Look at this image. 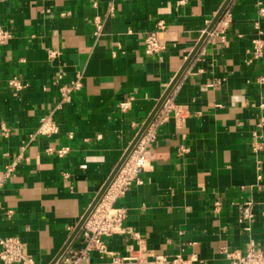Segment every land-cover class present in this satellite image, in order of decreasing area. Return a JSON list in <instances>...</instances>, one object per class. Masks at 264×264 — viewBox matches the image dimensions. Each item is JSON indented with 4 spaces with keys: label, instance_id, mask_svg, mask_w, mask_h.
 Wrapping results in <instances>:
<instances>
[{
    "label": "crops",
    "instance_id": "crops-1",
    "mask_svg": "<svg viewBox=\"0 0 264 264\" xmlns=\"http://www.w3.org/2000/svg\"><path fill=\"white\" fill-rule=\"evenodd\" d=\"M228 1L0 0L9 35L0 44V238L19 237L35 264H58L80 245L76 230L186 68L166 98L185 119L172 114L158 129L144 184L118 200L124 233L104 238L108 252L230 264L250 242L264 251V51L253 44L264 41V0H231L227 32L207 36L188 63ZM159 21L164 49L148 56ZM78 80L65 102L60 89ZM49 116L59 134L38 135ZM249 201L255 220L242 224Z\"/></svg>",
    "mask_w": 264,
    "mask_h": 264
},
{
    "label": "built area",
    "instance_id": "built-area-1",
    "mask_svg": "<svg viewBox=\"0 0 264 264\" xmlns=\"http://www.w3.org/2000/svg\"><path fill=\"white\" fill-rule=\"evenodd\" d=\"M261 14L264 17V9L261 10ZM230 23L229 14L225 13L216 24L214 30L209 32L207 36L213 37L219 33L227 32ZM95 26L96 32L99 34L102 28L100 20H95ZM166 28V23L164 21H159L153 32L147 35L145 39V50L148 56L159 55L163 51L164 48L159 45L158 37ZM8 38L9 35L4 30L0 29V44H3ZM253 44L255 54L257 56L261 55L264 51V41L255 40ZM258 83L264 85V78L258 79ZM11 85L17 89L21 88L16 79L12 80ZM81 88L82 83L78 80L67 87L61 88L60 93L65 102H70L72 92H78L82 90ZM131 100H133V98L119 104L123 113L130 110ZM162 106L160 113L136 143L130 156L125 161V165L113 179L104 196L86 220L81 232V244L77 247H71V249L66 252L63 260L58 264H94L90 258L92 252H97L102 256L110 258L107 264H148L150 252L147 249L139 248L138 251H135L129 248L127 254L111 253L108 252L104 238L124 233L123 224L126 221V210L118 207L117 203L119 199L126 196V193L132 186H141L144 184L140 176L152 168L147 155L150 146L157 139L158 129L170 119L172 114H174L179 124L185 119L183 107H174L170 99H167ZM261 122L260 126L264 127V118ZM38 128L37 134L44 137L53 136L60 132V127L50 116L49 118H42ZM259 150H261V146H256L254 148L255 152ZM59 153L63 155L65 150ZM12 170L13 166L8 168L7 177ZM240 210V223H252L255 220L253 202L249 201L245 203L240 207ZM247 229L250 230L249 226ZM25 247L26 244L19 237L0 238L1 262L3 264H35V261L26 254ZM231 256L233 255H229V257ZM179 262H181L180 259L175 261L174 264H178ZM158 263L162 264V261L158 260ZM230 264H264V251L260 248L258 249L255 242H250L245 254L238 258L232 257Z\"/></svg>",
    "mask_w": 264,
    "mask_h": 264
},
{
    "label": "water",
    "instance_id": "water-1",
    "mask_svg": "<svg viewBox=\"0 0 264 264\" xmlns=\"http://www.w3.org/2000/svg\"><path fill=\"white\" fill-rule=\"evenodd\" d=\"M231 0H229L226 5H224V7L221 9V11L218 13V15L215 17L214 21L212 22L211 26L208 29V32L206 33V35L201 39V41L199 42V44L196 47L195 52L193 53V55L190 57L189 62L192 61V59L196 56V54L199 51L200 46L202 45V43L204 42V40L207 38V34L211 31L214 30L216 24L219 22V20L222 18L223 14L226 11V8L228 6V4L230 3ZM187 63V64H188ZM186 69V68H185ZM184 69V70H185ZM184 70L179 74L178 78L176 79V81L171 85L170 90L168 91V93L165 95V97L161 100V103L158 105L157 109L153 112V114L150 116V118L144 123V127L142 129V131L139 133V135L137 136L136 140L134 141V145L130 148V150L127 152L125 158L123 159V161L121 162V165L118 167V169L115 171V173L112 175V177L109 179V181L107 182V186L104 188L103 192L100 194V196L97 198V200L95 201L96 203L91 207V209L89 210V213L86 215V217L82 220L83 222L81 223V225L78 227V229L75 232V235H77L79 233V231L83 228L84 224L86 223V220L89 218V215L91 214V212L95 209V207L98 205L99 201L101 200V198L104 196L105 192L107 191L108 187L111 185L113 179L116 177V175L119 173V171L121 170V168L123 167V165L125 164V160L127 159V157L131 154L132 150L134 149V147L136 146V143L139 141V139L143 136V134L148 130V128L150 127V124L154 121V119L156 118L157 114L159 113V111L162 108V104L164 103V101L166 100V98L168 97L169 93L173 90L175 83L177 82V80H179V77L182 75V73L184 72ZM61 257V256H60ZM59 257V258H60ZM58 258V259H59Z\"/></svg>",
    "mask_w": 264,
    "mask_h": 264
}]
</instances>
